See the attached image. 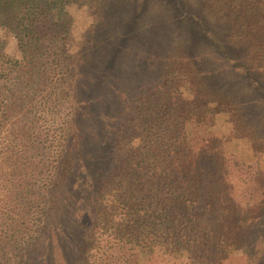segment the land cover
<instances>
[{
  "label": "trees",
  "instance_id": "obj_1",
  "mask_svg": "<svg viewBox=\"0 0 264 264\" xmlns=\"http://www.w3.org/2000/svg\"><path fill=\"white\" fill-rule=\"evenodd\" d=\"M71 4L97 14L107 7L103 0H0V30L12 38H0V264H30L43 249L46 223L82 152L73 87L85 59L76 66L68 48ZM247 26L253 55L264 59V19ZM243 111L235 116L245 120ZM176 112L164 126L132 125L112 183L95 198L97 238L85 241L92 252L71 264H210L217 248L237 253L226 264L246 263L248 239L264 217V168L219 145L209 129L212 108L190 102ZM222 204L228 209L211 223ZM162 242L165 253L141 262L140 252Z\"/></svg>",
  "mask_w": 264,
  "mask_h": 264
},
{
  "label": "rangeland",
  "instance_id": "obj_2",
  "mask_svg": "<svg viewBox=\"0 0 264 264\" xmlns=\"http://www.w3.org/2000/svg\"><path fill=\"white\" fill-rule=\"evenodd\" d=\"M103 2L107 7L99 14L84 4L70 5L68 48L77 53L76 66L79 58L85 59L78 71L79 83L73 87L85 136L57 208L46 223L43 249L31 257L30 264H63L65 254L71 264L92 252L85 241L90 244L97 238L95 198L112 183L114 168L124 157L119 146L132 125L164 126L184 104L196 102L216 111L209 129L226 152L264 168V129H260L264 59L253 55L256 45L249 37L254 30L247 26L252 18L264 19V0ZM239 2L245 4L243 8ZM7 37L0 30V38ZM248 105L252 108L243 111ZM237 110L243 111L245 120L235 116ZM192 130L188 125L187 131ZM139 141V136L131 140L133 145ZM227 209L222 204L211 223ZM261 220L248 239L245 264H264V217ZM167 247L162 242L151 253L140 252L139 259L146 262ZM233 254L237 255L217 248L209 262H232Z\"/></svg>",
  "mask_w": 264,
  "mask_h": 264
}]
</instances>
